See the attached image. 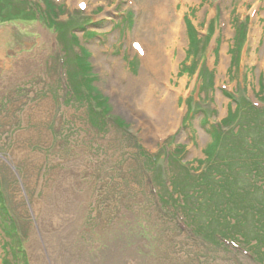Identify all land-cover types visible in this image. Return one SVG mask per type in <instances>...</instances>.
Wrapping results in <instances>:
<instances>
[{
  "label": "rangeland",
  "instance_id": "1",
  "mask_svg": "<svg viewBox=\"0 0 264 264\" xmlns=\"http://www.w3.org/2000/svg\"><path fill=\"white\" fill-rule=\"evenodd\" d=\"M23 1L39 15L0 22V199L15 222L9 233L0 214V264H33L40 221L52 224L62 199L78 264H264L194 235L181 216L196 228L231 224L218 207L206 222L205 179L182 198L195 183L183 168L199 174L222 150L240 148L229 160L252 173L218 167V179L252 194L264 185V0ZM177 18L179 34L162 43ZM133 42L162 43L168 69L152 78ZM214 127L226 131L218 145Z\"/></svg>",
  "mask_w": 264,
  "mask_h": 264
},
{
  "label": "trees",
  "instance_id": "2",
  "mask_svg": "<svg viewBox=\"0 0 264 264\" xmlns=\"http://www.w3.org/2000/svg\"><path fill=\"white\" fill-rule=\"evenodd\" d=\"M18 2V3H17ZM31 4L27 3L23 0H0V22L9 20L10 17L17 18V16L25 15L27 17L32 18L33 15H35L34 11L32 12ZM59 26H63L61 24H58ZM60 28L57 27V30L59 31ZM63 30V27H62ZM62 34V41L66 43V33L61 31ZM245 36V33H243ZM244 39V38H243ZM67 46V44H66ZM68 47V46H67ZM105 105L106 108L102 107V111H97L93 109L97 114L102 115L103 112H108V104L105 99ZM252 105V104H251ZM254 112L259 111V107L251 106L250 107ZM105 109V110H104ZM103 115H105L103 113ZM212 131V129H211ZM222 134H226L225 132H220L217 127H214L213 135L214 140L213 143L218 145L219 143V136ZM233 140V138H232ZM264 143V142H263ZM253 148V146H252ZM222 150V149H221ZM223 154L222 156H217L216 154L212 157V159L217 160V165L213 166L210 165L207 166L204 170L201 172L196 173H189L185 168L184 174L187 178L193 179L195 183L194 186L189 187V184H187L186 192H188L186 195H183L182 198L185 200L188 196L190 197V201L196 198L195 190L197 187L195 185L201 184L203 179L205 181L203 182V186L200 189L197 196L200 197V203L204 206V212L206 211V215L204 216L206 218V222L209 221L211 215H213L212 211H216L217 207L219 212L224 214V211L226 214L230 215V218L232 219L231 224L229 225H221L218 224L216 228H210L209 226L203 227V225L198 224L197 228L190 223V221L187 219V213L186 209H183V213L181 211V216L185 218L184 222L186 225L190 228V230L194 233V235L200 237L201 235L203 237L207 235L214 236L215 239H217L218 244L222 245L223 247H230L233 248L235 251H237L239 247H241V250L247 249V251L251 252L253 260L264 263V185L263 187H254L255 190H258L257 194H252L251 191H249L248 184L245 181H239V180H232L229 176H224L221 179H218L216 175L219 173L218 167H224L226 169V172L230 174V172L237 171L236 173L239 176V171L241 170L243 173H249L251 174L252 171L249 169H241V165L238 162H230L229 155H233L239 157L240 148L237 147H231L228 151L222 150L220 152ZM208 154H210L208 152ZM231 158V157H230ZM212 160V161H213ZM211 164V163H210ZM250 167L254 168V166L249 165ZM264 170V167L262 171ZM255 176V174H253ZM194 187V188H193ZM196 187V188H195ZM216 194V196H215ZM192 195H195L193 198H191ZM252 195V196H251ZM254 195V196H253ZM258 195L257 197H255ZM181 198V200H182ZM219 201V202H218ZM219 203V206L218 203ZM186 204L187 210H191V206ZM221 205V206H220ZM169 208H175L172 205L168 204L167 209ZM181 208L178 206L176 210H172L175 214L178 215ZM0 214L4 217V222H6L7 226L9 227L10 231L9 233H12L13 231V225L8 219L6 215L5 208L2 205L1 199H0ZM188 221H187V220ZM246 219L249 221L250 224V231L246 232L243 231L242 223L243 220ZM243 231V232H242ZM251 236V240L249 241V248H247L244 240H247V238ZM12 236V235H11ZM15 236V233L14 235ZM242 237L243 242L242 244L245 245L244 247L239 241L238 238ZM207 240L211 241L208 237ZM253 241V243H251ZM212 242V241H211ZM252 250V251H251Z\"/></svg>",
  "mask_w": 264,
  "mask_h": 264
},
{
  "label": "bare ground",
  "instance_id": "3",
  "mask_svg": "<svg viewBox=\"0 0 264 264\" xmlns=\"http://www.w3.org/2000/svg\"><path fill=\"white\" fill-rule=\"evenodd\" d=\"M165 24H166V22H165ZM166 25H167V28H165V29H167L168 33L165 32V33H167V36L165 39H163V37H162L163 40L161 42L168 44V43H171L170 40L171 41L175 40V38L179 34L180 20L178 18H177V20H175V22L169 20V22H167ZM139 43H141V42H139ZM161 44H159V45H161ZM157 45H158V43H157ZM159 45H158V47H156L157 49L154 47H153V49H150L147 46L148 47L147 51L143 50V49L141 50V51H143V52H141V53H143L142 56L145 57L144 61L146 62L147 67L150 68L151 75L153 76L152 78L158 76V73L163 74V72L168 69L169 64L171 63L170 57L166 56L165 52L164 53L161 52ZM151 53H152V55H151ZM156 65H158V66L156 67ZM152 66L154 67L153 68L154 70L152 69ZM150 81L153 82L154 80L150 78L149 83H150ZM153 89H155V88H151L150 90H148L146 92L147 95L143 96L142 106L145 110V113L146 112L151 113V110H150L151 105L149 104V97L148 96L150 95L151 90H153ZM164 106H165V109H168L165 104L163 105V108H164ZM157 111L158 110H156L152 116L157 115L158 114ZM137 114L139 115V117L142 118V116H143L142 113L137 112ZM54 205H55V207H54L55 212L51 213L52 224H50L47 221L48 216L43 217L42 220L40 219L41 220L40 225L43 224L46 227V230H41V231H43L41 233H44L43 239H42L44 242V249H42L39 253L37 252L35 247H33L31 249L32 256H33V260H32L33 264H78V260L76 258H74L73 254H72V252H74V243L72 240V239H74V235L70 232V229H69V225H70L69 219L73 220L75 217L73 214V211H69L70 204L65 199L60 200L59 203L55 201ZM34 236L35 235H33L32 238ZM40 236H41V234H40ZM36 245H39V244L37 243ZM44 254L46 255L45 257L48 259V262L45 260V258H43Z\"/></svg>",
  "mask_w": 264,
  "mask_h": 264
},
{
  "label": "snow or ice",
  "instance_id": "4",
  "mask_svg": "<svg viewBox=\"0 0 264 264\" xmlns=\"http://www.w3.org/2000/svg\"><path fill=\"white\" fill-rule=\"evenodd\" d=\"M84 5H81V7H83Z\"/></svg>",
  "mask_w": 264,
  "mask_h": 264
}]
</instances>
